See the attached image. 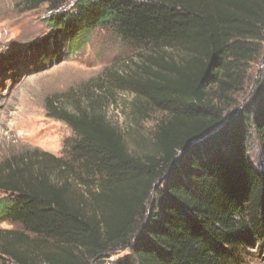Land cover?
Returning a JSON list of instances; mask_svg holds the SVG:
<instances>
[{
	"label": "trees",
	"instance_id": "1",
	"mask_svg": "<svg viewBox=\"0 0 264 264\" xmlns=\"http://www.w3.org/2000/svg\"><path fill=\"white\" fill-rule=\"evenodd\" d=\"M24 5L51 12L47 24L67 36L72 53L97 29L154 53L143 68L149 77L118 75L115 90L138 97L130 111L137 125L151 112L164 118L146 143L153 152L140 159L105 112L112 95L101 86L72 97L74 111L49 99V117L77 138L69 162L34 151L0 163V223L17 227L0 231L3 264H91L121 247L130 256L117 264H235L264 242V168L249 158L253 141L264 153V73L237 114L215 103L245 91L263 54L264 0ZM49 40L26 51L43 70L58 52ZM169 51L182 62L165 59Z\"/></svg>",
	"mask_w": 264,
	"mask_h": 264
},
{
	"label": "rangeland",
	"instance_id": "2",
	"mask_svg": "<svg viewBox=\"0 0 264 264\" xmlns=\"http://www.w3.org/2000/svg\"><path fill=\"white\" fill-rule=\"evenodd\" d=\"M24 1L0 0V163L8 157L34 151L69 162L70 144L77 136L65 122L49 117L47 103L54 98L61 107L74 111L72 97L90 93L100 86L102 95H112L108 102L103 103V108L109 118L124 129L128 152L140 159L150 155L153 150L146 143L153 138L154 128L164 114L151 112L149 120L137 125L130 111L138 97L116 91L114 81L118 75L126 77L140 70L139 78L149 77L143 68L154 53L119 39L111 29H97L81 49L72 53L67 36L61 34L57 37L47 24L51 12L45 7L26 11ZM45 39H50V50L57 48L58 52L50 55L52 58L55 55V59L50 60L47 63L49 67L43 70V64L35 66L26 51L29 47L40 46ZM163 54L165 59L182 62L181 52ZM7 67L12 69L2 73L1 70ZM249 71L245 91L230 96L225 102L216 100L215 103L226 114H237L255 93L264 73V51ZM249 158L257 170L264 168V153L258 141L251 143ZM52 175L54 180H58L57 171ZM2 197L4 194L0 192ZM154 198L152 192L149 209L152 208L151 203H157ZM16 228L8 222L0 223V231ZM136 239L137 236L132 242ZM129 256V250L121 247L91 264H117ZM0 264L3 263L0 261ZM235 264H264V242L255 241L246 247Z\"/></svg>",
	"mask_w": 264,
	"mask_h": 264
}]
</instances>
